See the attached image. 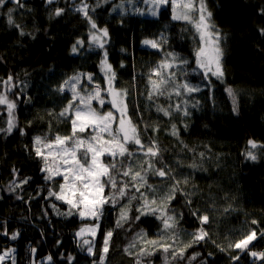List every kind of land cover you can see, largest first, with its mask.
<instances>
[{
  "label": "trees",
  "instance_id": "obj_1",
  "mask_svg": "<svg viewBox=\"0 0 264 264\" xmlns=\"http://www.w3.org/2000/svg\"><path fill=\"white\" fill-rule=\"evenodd\" d=\"M75 2L23 0L24 7L18 8L8 0L0 6V95H6L16 104V126L11 133L7 132V105H0V129H3L0 131V253L14 250L3 264H13V258L15 264H93L102 248L103 234L110 229L114 235L107 264H134L135 257L125 254L123 249L141 230L152 236L162 229L161 221L155 216L134 219L139 215L137 208L142 201L128 203L131 195L139 196L132 190L115 207L105 206L95 238L96 255L90 256L87 245L75 233L92 221L66 215L69 206L49 195L60 191L61 178L46 180L47 174L41 171L43 161L35 155L34 137L71 134L70 121L59 117L71 97L56 89L65 79L80 72L102 75L105 51L116 72L115 86L130 92V114L139 124L142 139L147 143L153 137L159 143L163 163L158 161L156 167L166 164L177 179L189 177V183L181 188L195 193L190 197L192 203L187 204L186 198L177 193L169 206L170 214L179 221L176 229L186 234L189 241L190 234L200 226L193 212L207 214L211 220L205 226L211 240L193 245L186 250L183 260L171 264H264V260L239 250L222 252L216 246L227 249L229 243L241 239L249 230L256 229L258 234L264 230V148L252 150L259 157L256 162L245 159L250 148L248 140L264 144V35L260 32L264 28V0H207L213 21L222 34L225 70L223 82L210 77V84L195 64L198 40L195 29L185 21L173 20L170 5L159 6L157 15L153 16L149 11L150 0L147 3L90 0L88 15L98 29L108 30L101 49L91 41V32L97 31L77 11ZM58 8L64 10L60 16L55 15ZM9 9L14 10L12 16L19 29L8 24ZM21 30L25 35H20ZM158 39V49L143 44L144 40ZM78 40L83 41V46L73 53L72 46ZM169 53L177 59L173 60ZM165 59L173 64L172 69L164 70L165 76L175 72L176 84L187 82L199 86L201 91L188 94L181 89V95L177 96L173 91L175 84L170 83L165 95L148 100L152 90L149 77ZM182 60L188 63L183 64ZM9 76L13 80L6 85ZM152 79L158 78L152 76ZM104 80L101 76V81ZM228 87L237 93L238 114L232 111V100L225 91ZM177 104L182 109L187 106L191 115L183 116L175 111ZM169 105H173L171 117L156 110L157 106L168 108ZM109 109L110 105L106 104L104 110ZM173 123L179 130V139L170 134ZM145 124L158 125L160 130L153 133L149 129L144 133ZM200 153L205 154L203 158ZM144 159L137 152L127 162L138 167ZM193 162L199 167H188ZM24 180L28 183H23ZM172 182L148 175V183L156 187L157 195L167 192ZM108 192L106 188L105 193ZM122 205L128 206L130 219L122 228H116ZM252 220L259 223L254 225ZM14 234L16 239H12ZM250 248L264 251V239L258 238ZM196 253H199L196 259L190 260ZM230 255H239V262L230 260ZM49 256L51 260L47 259ZM149 262L164 264V255L157 252L145 258V264Z\"/></svg>",
  "mask_w": 264,
  "mask_h": 264
},
{
  "label": "snow or ice",
  "instance_id": "obj_2",
  "mask_svg": "<svg viewBox=\"0 0 264 264\" xmlns=\"http://www.w3.org/2000/svg\"><path fill=\"white\" fill-rule=\"evenodd\" d=\"M7 2L8 0H0V6L5 5ZM12 2L18 8L24 7L23 0H12ZM52 2L53 0H48V3ZM147 2L148 0H145V3ZM151 2L156 6L152 9L151 15H157L159 6L170 5L173 20L185 21L193 26L198 37L197 47L194 50L197 69L201 71L203 78L208 80L209 84L211 83L210 77H215L223 82L225 70L222 63V34L213 21V13L207 6V0H151ZM87 9L88 6L84 4L77 11L83 12L91 28L102 34L92 33L91 41L103 49V38L108 36V30L107 28L98 29L96 23L88 15ZM13 11V9L8 10V24L19 29L20 25L15 24L13 19ZM63 11V9L58 8L55 15L60 16ZM260 32L261 35H264V28L260 29ZM20 35H25V33L21 30ZM143 44L154 49L160 47L159 42L156 40H144ZM78 46H83L82 40H78L72 46L73 53L78 51ZM168 55L172 56L173 60L177 59L172 53ZM181 63L187 64L188 61L182 60ZM123 66L121 64V67ZM172 68L173 64L165 59L152 70V75L149 77L152 90L148 94V100L151 101L154 96L165 95V88L170 83L175 84L173 91L177 96L181 95V89L188 94L201 91L199 86H192L187 82L176 84L175 72L165 76L164 70ZM197 69H193V71L195 72ZM101 70L104 73L106 84L104 88L96 85L89 90L81 84L80 75H76L65 80L56 89L57 92L63 93L66 90L65 86L70 85L68 90L71 91L72 97L59 113V117L70 121L71 134L65 136L56 134L54 137H34L35 155L43 161L41 171L47 174L45 179L50 180L54 177H60L62 180V183L59 184L60 191L58 193L49 192V195L55 196L57 200H61L69 206V212L66 215H78L82 221H92V223L80 227L75 235L82 238L83 245H87V253L90 256H95V238L101 227L99 221L105 214V206L115 207L119 200L129 197V192L134 190L139 193V196L131 195L128 203L131 204L132 200L142 201L140 207L137 208L139 215L134 219L139 220L141 216L147 215L155 216L161 221L162 229L160 235L154 239L149 238L147 232L141 230L123 249L124 253L135 257L134 264H145V258L152 257L157 252L164 255V264L183 260L188 248L211 240L209 231L205 227L211 223L210 217L207 214L200 215L198 212H193L192 215L196 216L200 226L190 234L191 239L186 244H183L182 247L176 246L178 235L173 230L177 227L179 221L174 214H170L169 206L176 199L177 193L186 198L187 204L192 203L190 197L195 193L184 192L181 188L182 184L187 185L189 183V177L185 176L182 179H177L173 175V169L166 164L163 167H156L158 161L163 163L159 143L153 137H149L147 143L142 139L139 124L133 121L130 114V92L128 89L115 86L116 72L113 70L112 65L107 62L106 51L104 58L101 60ZM152 76H156L158 79L153 80ZM12 80L13 77L9 76L4 83L6 85L10 84ZM87 80L89 83L93 82L91 74L87 75ZM78 84H81L80 90H77ZM225 91L232 100L233 113L238 114L237 93L231 87L226 88ZM103 93H107V98ZM168 95L171 98V94ZM3 104L7 105L9 115L7 132L11 133L16 126L14 116L16 104L14 101H9L6 95H0V105ZM106 104L110 105V109L107 111L104 110ZM174 107L175 111L182 112L183 116L191 115L187 106L182 109L177 104ZM171 108H173V105H169L168 108L157 106L156 110L165 117H171ZM186 127L187 125H185ZM149 129L153 133L160 130L158 125L145 124L144 133H147ZM0 131H3V129H0ZM21 134H23V130H21ZM170 134L179 139V130L175 123L171 125ZM248 145L250 148L245 153V159L256 162L259 157L252 150L264 148V144H259L257 141L250 139ZM184 147L187 148V145H184ZM137 152L141 153L146 159L141 161L138 167H134L133 164L127 161L135 156ZM199 155L203 158L205 154L200 153ZM188 167L196 169L199 166L193 162ZM149 173L173 181L168 191L159 198V202L156 198V187L148 183ZM23 183H28V181L24 180ZM106 188L109 189L107 194L105 193ZM141 188L145 191L141 192ZM11 190H14V188ZM149 192L152 193L151 198L148 196ZM227 210L225 209V211ZM129 219L128 206L122 205L119 217L116 220V228H122L123 223ZM251 223L257 225L259 222L252 220ZM169 232L171 235L167 239L172 240L173 243H168L165 238L164 233ZM85 234L91 236L92 239L83 238ZM113 235V229L103 234L102 248L98 259L94 260L93 264H107ZM258 238L264 239V230H260L258 234L256 229H251L241 239L229 243L227 249L221 245L216 246L222 252H226L228 249L239 250L241 253L264 260V251H252L250 248V246H254V241ZM12 239H16V234L12 236ZM212 243L215 244V241L212 240ZM11 251L14 250L0 253V264H3V261L9 257ZM32 252L35 253V249H32ZM198 255L199 253H196L189 259L195 260ZM208 255L211 256L212 253ZM229 258L234 262L240 260L239 255H230ZM47 259L51 260V257L49 256ZM71 259L69 257V261ZM13 264H15L14 258Z\"/></svg>",
  "mask_w": 264,
  "mask_h": 264
},
{
  "label": "rangeland",
  "instance_id": "obj_3",
  "mask_svg": "<svg viewBox=\"0 0 264 264\" xmlns=\"http://www.w3.org/2000/svg\"><path fill=\"white\" fill-rule=\"evenodd\" d=\"M53 1H55V0H53ZM73 1H76L75 2V4H74V6L78 9V8H81L84 4H86L88 7H89V2H90V0H73ZM98 3H100V2H103L104 0H96ZM151 1V0H150ZM154 7H156L152 2H150V5H149V11L151 12L152 11V9L154 8ZM88 10V9H87ZM82 13V15H84L83 14V12H81ZM93 32H91V34H92ZM96 35H102L101 33H99V32H94ZM91 36V35H90ZM103 39H105V38H103ZM156 41H158L159 42V39L158 40H156ZM107 62H108V60H107ZM109 63V62H108ZM101 72H102V75H100V76H96V75H93V74H91V73H82V72H80V73H77V74H74V75H71L70 77H73V76H76V75H80V79H81V84L82 85H84V86H86L89 90H91V88H94L96 85H100V87L101 88H104V87H106V84H105V80H104V82L103 81H101V76H103L104 77V73H103V71L101 70ZM164 73H165V71H164ZM88 74H91L92 75V77H93V82L92 83H89L88 82V80H87V75ZM70 77H68L67 79H65V80H68ZM64 80V81H65ZM63 81V82H64ZM81 84H78L77 85V90H80V88H81ZM65 92H67L69 95H70V97H72V93H71V91L70 90H68V89H70V85H68V86H65ZM103 95L107 98V93H103ZM95 106V105H94ZM107 111V110H106ZM163 191L162 192H159L158 193V195L156 194V198H157V200H158V202H159V198L161 197V196H163ZM149 198H151V196H149ZM153 207H155V206H153ZM175 233H177V235H178V240L176 241V246H179V247H182L183 246V244H186L187 242H188V238H187V235L186 234H184V233H180V232H178V230L175 228L174 230H173ZM160 233H161V231H159V232H157L156 234H154V235H152V236H148L149 238H157L159 235H160ZM164 235H165V238H166V240H167V242L168 243H173V241L172 240H169V239H167V237L168 236H170L171 235V233L169 232V233H164ZM81 241H82V238H80V237H78ZM83 238H85V239H92V237L91 236H89V235H87V234H85V236L83 237ZM6 251H9V250H6ZM5 252V251H4ZM12 254V251L9 253V257H10V255ZM8 257V258H9ZM8 258H6L5 260H7Z\"/></svg>",
  "mask_w": 264,
  "mask_h": 264
}]
</instances>
